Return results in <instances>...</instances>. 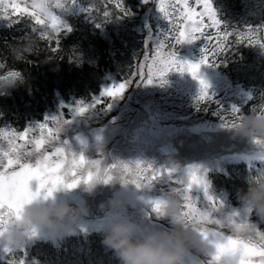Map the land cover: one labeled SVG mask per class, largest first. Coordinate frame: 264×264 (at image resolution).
<instances>
[{"label":"trees","instance_id":"trees-1","mask_svg":"<svg viewBox=\"0 0 264 264\" xmlns=\"http://www.w3.org/2000/svg\"><path fill=\"white\" fill-rule=\"evenodd\" d=\"M13 3L6 2L0 7V16L21 18V23L13 27L0 19V62L6 66L0 73L17 70L22 75L15 87L0 90V128L23 131L25 127L43 122L59 104L65 109L70 101L93 102L101 94L105 76L123 82L125 77L136 73L144 63V56L154 53L150 44L155 46L157 37L163 38L170 30V27L167 29L169 23L160 21L162 13L154 14L156 32L148 39L144 0H123L130 12L123 17L114 5L105 4V0H80L82 5L91 4L93 11L88 13L77 7L59 13L67 19L72 31L66 35L61 33L60 50L52 52L51 46L31 32V22L26 16L12 13ZM212 4L222 26L230 32L244 31L248 25H264V0H212ZM105 8L111 13L107 18L103 15ZM204 31L211 35L203 40L202 46L211 48L218 39L217 32L207 28ZM261 35L264 32L258 33L257 38ZM28 39H32L34 45L31 51L23 52L21 49ZM227 43L229 50L220 54L222 60L209 66L223 81L243 88L252 96L240 107L241 113L247 116L253 106L264 102V47L237 44L233 37H229ZM179 49L180 44L175 52H181ZM217 110L214 102L207 107L206 102L199 101L197 106L190 107V113L203 118ZM218 166L205 173L211 194L224 197L233 209L245 210L248 223L264 231V222L259 221L253 211L248 213L239 200L241 191L248 190L251 180H264V161L235 160ZM199 192L203 191L192 193H197L196 199L208 207V198L202 199L204 193ZM32 239L23 247L6 251L3 258L0 256V264H18L20 260L24 264H119L114 254L103 246V235L98 227L75 230L58 240L46 236Z\"/></svg>","mask_w":264,"mask_h":264},{"label":"snow or ice","instance_id":"snow-or-ice-1","mask_svg":"<svg viewBox=\"0 0 264 264\" xmlns=\"http://www.w3.org/2000/svg\"><path fill=\"white\" fill-rule=\"evenodd\" d=\"M159 12L168 21L170 30L163 38L157 37L154 47V55L146 54L144 63L139 65V70L125 77L123 82L112 84L105 88L99 98H94L92 104L83 101L74 106V111L83 114L90 107L105 104V99H115L123 95L126 89L133 84L131 75H136L140 81L152 83L155 79H162L169 72H189L193 79H198L201 92L200 100L209 99L208 89L210 85L199 77L201 65H215L222 59L220 54L229 50L227 43L229 37H233L237 44L247 43L264 47V35L257 38L258 33L264 32V25H248L244 31H228L222 26L213 7L212 0H195L198 6L193 7L189 0H153ZM6 0H0V7ZM149 3V0H144ZM105 4L114 5L121 13V17L130 15L125 8L123 0H105ZM81 8L90 13L92 5H82L80 0H31L30 7H21L18 3L11 6L12 13L26 16L31 22V32L38 35L41 41L49 46L54 41L52 52L60 50L61 33L66 35L72 31L67 19L59 13L70 12L73 8ZM7 9H5V12ZM105 18L111 13L107 8L103 10ZM0 19L7 21L8 27L21 23V18L12 19L5 14ZM99 26V25H98ZM215 29L218 39L211 47L204 46L199 63L181 62L177 59L175 48L182 43H193L196 40L208 39L211 33L205 34V29ZM220 33H223L220 36ZM25 39H27L25 37ZM146 43V49L148 48ZM27 51V50H26ZM151 55V63L149 56ZM19 59V57H17ZM6 66L0 62V69ZM147 68V74L143 69ZM22 73L17 70H8L0 73V80L21 78ZM249 100L252 96L249 95ZM107 107H111L110 104ZM264 112V102L253 106L251 112ZM242 120L245 116L241 109L233 105L229 111ZM223 121L222 127L234 128L236 121L228 122L223 113H218ZM70 123L63 115L45 117L43 122L25 127L23 131L15 128H0V237H3L8 226L20 219L23 207L36 198L47 200L52 197L60 187L73 189L80 184L90 185L93 181L103 184L111 183L117 179V173L123 183H133L138 188L146 185L149 189L162 178H166L168 185L183 183L184 187V211L191 221L194 230L201 233L209 241L213 252L207 259L197 260L196 264H217L219 257L228 250H241L244 259L241 264H264V231L258 230L248 223L247 218H241L238 212H234L224 219L217 218L214 212L223 207L222 202L208 196V183L203 173L196 167L184 170L186 179L178 180L173 168H153L152 165L142 162L117 161L109 163L105 159H89L83 152L76 153L68 141L61 139V132L65 125ZM259 143V141H256ZM257 159L264 161V151H260ZM262 169V168H260ZM33 182L36 183L33 189ZM203 188L209 200L207 210L197 205V201L190 195L192 187ZM162 197V196H161ZM161 197L147 199L151 205L152 213L157 219H163L161 215ZM251 209H247L251 213ZM211 226V227H209ZM227 230V231H225ZM37 233L33 230V235ZM253 257H258L254 260ZM18 264H24L20 260Z\"/></svg>","mask_w":264,"mask_h":264},{"label":"rangeland","instance_id":"rangeland-1","mask_svg":"<svg viewBox=\"0 0 264 264\" xmlns=\"http://www.w3.org/2000/svg\"><path fill=\"white\" fill-rule=\"evenodd\" d=\"M6 2L18 3L21 7H30L31 4V0H6ZM189 4L198 8L195 0H189ZM157 13L160 12L156 4L149 0L143 14L148 39L154 36L153 31L156 32L154 23L157 18L152 17ZM160 21L162 24L168 23L163 15ZM169 27L168 24L167 29ZM197 41L180 44L181 52L176 53L177 59L181 62L199 63L203 55L204 41L199 43ZM150 46L152 49L155 47L153 44ZM51 47H54V43H51ZM149 61L151 63V55ZM143 70L147 74V69ZM199 77L210 85L208 89L210 98L202 102H206L207 107L214 102L218 107L210 117L203 118L190 113V107L197 106L201 101V86L199 80L193 79L186 71L169 72L162 79H155L150 84L146 81L141 82L140 78L135 76L132 78L133 84L122 96L111 100L104 98L105 104L90 107L85 113L79 114L73 109L80 101H70L65 105V109L59 104L56 110L48 113L46 117L63 115L70 121L65 125L60 136L62 140L68 141L73 151L78 154L83 152L89 159H105L109 163L139 161L145 163L143 166L150 164L156 169L169 168L174 162L177 165L174 173L176 178L182 177L184 170L189 167H196L205 176L208 169L219 168L218 165L221 163L235 160L251 163L259 160L257 157L260 155V150L234 129L222 127L223 121L218 115L223 113L229 123L236 121V117L229 111L233 105L240 108L248 100V92L237 85L232 86L223 81L209 65H201ZM116 83L119 82L110 75L105 76L101 92ZM85 103L92 104L91 101ZM108 104L111 107H107ZM35 187L36 183L33 182V189ZM122 187L128 189L127 194L135 193L139 196L132 203L127 202L132 220L144 229L167 226V220L157 219L152 213L151 205L146 202L147 199H155L166 194L168 191L166 178H162L147 190L140 189L133 183L124 184L118 180L108 184L101 183L92 189L83 183L73 189L60 187L47 201L68 202L73 206L87 207L88 214L82 218L76 230L95 228L98 227L99 218L104 214L99 205L111 197H116ZM195 190L204 193L203 188L193 186L190 195L197 201L198 207L207 210L208 207L196 199L197 193H192ZM208 194H211L209 187ZM205 197L207 196L204 193L202 199ZM211 197L223 204L221 209L213 213L217 218L224 219L234 212H238L241 218L245 217V210L233 209L221 195L211 194ZM36 236L57 240L60 238L53 236L46 229H38L33 237ZM32 238L29 241L33 240ZM11 248L15 247L0 237L2 258ZM205 259L207 258L193 255L186 264H196L197 260ZM253 259L258 260V257Z\"/></svg>","mask_w":264,"mask_h":264},{"label":"clouds","instance_id":"clouds-1","mask_svg":"<svg viewBox=\"0 0 264 264\" xmlns=\"http://www.w3.org/2000/svg\"><path fill=\"white\" fill-rule=\"evenodd\" d=\"M33 45L34 41L28 39L21 51H31ZM19 79L0 80V90L15 87ZM236 125L232 129L264 151V112H252L242 120H236ZM176 167L174 162L169 165V168ZM116 175V180L123 183L119 173ZM99 184L93 181L87 186L92 189ZM184 187L183 183L169 184L168 191L161 197V215L168 222L166 227L142 228L131 219L129 204L124 199L111 197L99 205L104 211L98 223L103 235L102 244L114 254L119 264H186L193 255L207 258L214 251L209 241L193 229L185 214ZM140 189L149 188L141 185ZM239 200L244 209H251L259 221L264 222V180H251L248 190L241 191ZM88 211L82 205L36 198L23 207L20 219L8 226L3 238L14 247H23L34 236L33 230L37 233L38 229H46L55 237H63L80 226ZM242 259L241 250H228L219 257L217 264H241Z\"/></svg>","mask_w":264,"mask_h":264},{"label":"water","instance_id":"water-1","mask_svg":"<svg viewBox=\"0 0 264 264\" xmlns=\"http://www.w3.org/2000/svg\"><path fill=\"white\" fill-rule=\"evenodd\" d=\"M126 193H127V189L125 187H123L122 190L119 193H117V197H120V198L124 199ZM132 197L136 198V199L138 198V196L136 194H134V193L132 194ZM127 198H128L129 201H132L131 198H129V197H127Z\"/></svg>","mask_w":264,"mask_h":264}]
</instances>
